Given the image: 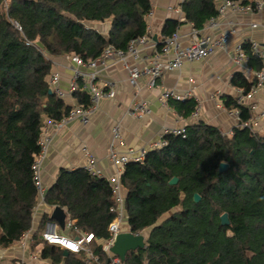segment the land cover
Returning a JSON list of instances; mask_svg holds the SVG:
<instances>
[{
  "label": "trees",
  "instance_id": "1",
  "mask_svg": "<svg viewBox=\"0 0 264 264\" xmlns=\"http://www.w3.org/2000/svg\"><path fill=\"white\" fill-rule=\"evenodd\" d=\"M240 1L247 4L248 0ZM0 0V247L18 242L32 226L38 196L32 165L44 119L60 121L69 112L62 100L49 95L51 66L40 50L54 48L60 56L97 58L107 46L125 49L145 34L149 0ZM3 7V8H2ZM185 22L200 30L217 16L214 0H183ZM19 25L21 33L12 25ZM108 23L106 36L88 24ZM180 24L167 21L162 36H172ZM25 41L34 44L25 46ZM247 63L261 68L247 44ZM231 85L251 87L240 73ZM87 106L82 91L74 95ZM226 110L249 113L231 97H222ZM182 118L195 111L192 100H168ZM166 145L148 151L144 161L127 164L121 176L126 193L128 230L146 236V247L128 252L119 264H264V133L234 129L230 137L203 122L185 127L183 136L165 135ZM220 164L227 170L219 172ZM177 179L174 186L168 182ZM199 202H193V196ZM44 204L60 208L68 220L94 240L85 253L67 255L41 239L44 214L33 234L41 260L51 264H115L100 242L109 238L113 220L111 190L104 178L83 168L60 169L46 190ZM226 214L228 225H220ZM162 219V221H161ZM55 222V221H54Z\"/></svg>",
  "mask_w": 264,
  "mask_h": 264
},
{
  "label": "built area",
  "instance_id": "2",
  "mask_svg": "<svg viewBox=\"0 0 264 264\" xmlns=\"http://www.w3.org/2000/svg\"><path fill=\"white\" fill-rule=\"evenodd\" d=\"M151 1V0H149ZM217 16L209 19L202 29L197 30L191 28L189 41L186 46H182L177 33L170 37H163L158 43L151 41V32L148 21L152 18V11L146 16L145 34L141 37L130 40L125 49H117L113 46H107L102 53L95 59L84 60L80 56L71 55L65 56L69 64L71 77L68 81L67 89L60 88V74L50 72L47 78L49 91L59 100L71 98L76 101L75 105L69 108V112L60 121H52L44 119L40 130L37 145L39 151L34 158L32 171L34 175V183L37 189L38 199L44 203L46 189L43 187L40 179L42 165L47 156L50 144L54 135L64 131L68 125L77 121L81 124H87L92 115L98 109L100 102L104 100H113L116 97L114 83L110 81L100 82L99 78L108 68L115 64H120L127 75L128 85L136 89L138 82L142 79L146 80V85L150 89L156 88L158 81L167 73L179 70L185 63H199L214 56L216 53L224 50L237 36L236 23L226 21V28L220 34L214 35L223 21L227 17H239L246 15H258L264 9V0H248L247 4H242L240 1L234 2L230 0H214ZM181 15V9L175 11ZM16 31L21 33L19 25L12 22ZM251 30H258L259 26L256 23L250 24ZM247 44L251 54L259 61L261 68L253 72L247 63V55L243 50V45ZM25 46L33 47L34 44L25 41ZM150 54L146 55L145 52ZM45 61L50 64V58L46 56V50H40ZM231 64L241 70L242 76H251L249 79L252 85L248 92L242 88H233L230 95L231 99L240 107L246 108L249 113L247 120H242L240 111L233 109L227 111V115L234 121V129H247L254 133L257 131V126L264 121V110H260L251 100L256 97L261 89L264 88V45H260L254 40H248L243 43H237L233 49V57ZM232 79V77H231ZM82 91L88 97L87 106L80 105L75 99L76 92ZM188 95H180L173 90L163 92L160 101L162 103L168 100L184 101ZM251 102V103H250ZM149 106L145 102H136L130 106L126 115L134 120H141L149 114ZM197 112L190 115V120L197 119ZM187 121L183 120V125L179 128L165 129L154 149L162 148L166 145L163 137L168 134L183 136ZM112 140L107 151V160L110 166V173L104 174L97 168L96 158L82 147L81 152L85 159L83 169L93 177L104 178L111 190L113 204L110 212L113 214V220L108 225L107 232L109 238L102 243V250L110 255L109 250L112 247L114 240L118 234L129 232L127 230V217L124 208L125 191L121 185V176L127 164H138L144 161L145 155L148 152L145 149L134 150L128 148L124 151H119L116 143L121 142L119 125L116 124L111 130ZM64 228L70 232V235H62L59 233V226L54 221L45 223L41 239L48 246L59 248L72 254L85 253L90 260H95L90 250V244L94 237L90 233H83L73 226V222L68 220L64 223ZM139 235V234H133ZM119 264L116 258L113 261Z\"/></svg>",
  "mask_w": 264,
  "mask_h": 264
},
{
  "label": "crops",
  "instance_id": "3",
  "mask_svg": "<svg viewBox=\"0 0 264 264\" xmlns=\"http://www.w3.org/2000/svg\"><path fill=\"white\" fill-rule=\"evenodd\" d=\"M182 2L183 0L150 1L152 18L148 21V25L151 41L158 43L163 38L161 32L164 24L167 21H176L180 26L175 33L178 34L181 45H187L192 26L185 22L182 10L181 15L175 13L176 10L181 9ZM230 20L236 23L238 32L231 44L207 60L199 63H185L179 70L165 74L154 89L148 88L144 79L138 82L136 89L131 88L127 82V75L120 64L112 65L102 73L99 78L100 82L114 83L115 99L101 101L87 124L75 121L68 125L64 131L54 135L40 173L43 187L47 190L53 185L60 169L74 170L84 167L86 162L81 152L82 147H86L96 158L97 168L104 174H109L107 151L112 140L111 130L116 124L119 125L121 137V142L116 143L119 151L128 148L152 151L153 146L159 142L163 130L179 128L183 125V120L187 121L185 124L187 126L203 122L217 128L225 137H230L235 123L227 115L228 110L222 103V97H230L234 88L231 85V77L233 78L237 73L241 74V70L231 64L233 49L237 43L248 40H254L260 45H264V9L258 15L227 17L221 26L213 32L214 35L225 30V23ZM252 23L258 24L259 29L251 30L250 24ZM92 25L95 26V24H88V26ZM104 26L105 34L102 35L106 36L109 24H104ZM145 54L149 55L150 52L146 51ZM50 62L52 63L51 73L60 74L59 86L66 90L71 77L66 57L55 53L50 58ZM251 70L255 72L253 68ZM246 76L243 77L248 81L252 78L251 76L246 78ZM168 90H173L180 95H188L186 100H192L195 103L194 112L198 113L196 120L191 121L190 116L188 118L178 116L168 105V102L160 101L162 93ZM138 101L147 103L150 112L141 120H134L129 118L126 112L132 104ZM63 102L69 108L76 103L71 98H65ZM251 102L255 103L260 110H264V88ZM256 129L257 133L263 134L264 121ZM53 209L38 199L33 210L30 231L24 233L21 239L10 247H0V264H51L49 261L40 259L39 248L34 247L32 236L38 230L42 216L46 214L50 217ZM64 213L67 222L68 217L65 211ZM126 227L128 230V226ZM59 233L70 235V232L64 227L63 229L59 227ZM147 235L148 231L144 236ZM102 243L99 244L102 245Z\"/></svg>",
  "mask_w": 264,
  "mask_h": 264
},
{
  "label": "water",
  "instance_id": "4",
  "mask_svg": "<svg viewBox=\"0 0 264 264\" xmlns=\"http://www.w3.org/2000/svg\"><path fill=\"white\" fill-rule=\"evenodd\" d=\"M48 94L51 95L52 93L49 91ZM226 170H227V165L220 164L219 172L222 173ZM176 183H177L176 178H173L168 182L170 186H174ZM193 202L194 203L199 202V197L197 195L193 196ZM50 218L54 220L61 229H63L66 215L62 209L54 208ZM220 225L221 226L228 225V218L226 214H223L220 217ZM146 238L147 237L144 235L136 236L130 232H123L121 234H118L114 240L112 247L109 250V253L111 254V256L116 257L119 261H123L125 255L128 252L144 249L146 247ZM63 254L67 255L68 252L63 251Z\"/></svg>",
  "mask_w": 264,
  "mask_h": 264
},
{
  "label": "rangeland",
  "instance_id": "5",
  "mask_svg": "<svg viewBox=\"0 0 264 264\" xmlns=\"http://www.w3.org/2000/svg\"><path fill=\"white\" fill-rule=\"evenodd\" d=\"M8 3H9V0H4V2H3V10L5 11L6 9V6L8 5ZM104 24H108V23H103V25H99V24H95V26H88V27H91L92 29H95L97 32H99V33H101V34H105V26H104ZM47 52H46V56H48V58H51L52 56H54L55 55V53H57L55 50H54V48H52L51 46H49L48 47V49L46 50ZM50 56V57H49ZM162 220V219H161Z\"/></svg>",
  "mask_w": 264,
  "mask_h": 264
}]
</instances>
